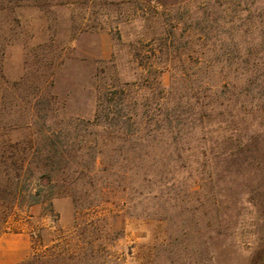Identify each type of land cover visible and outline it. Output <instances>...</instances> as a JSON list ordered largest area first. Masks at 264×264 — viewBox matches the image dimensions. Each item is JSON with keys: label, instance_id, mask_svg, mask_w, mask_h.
I'll return each instance as SVG.
<instances>
[{"label": "rangeland", "instance_id": "374dc122", "mask_svg": "<svg viewBox=\"0 0 264 264\" xmlns=\"http://www.w3.org/2000/svg\"><path fill=\"white\" fill-rule=\"evenodd\" d=\"M1 6L0 145L36 147L52 180L0 210L22 263L264 264V0ZM158 112L172 138H146Z\"/></svg>", "mask_w": 264, "mask_h": 264}, {"label": "trees", "instance_id": "16d2710c", "mask_svg": "<svg viewBox=\"0 0 264 264\" xmlns=\"http://www.w3.org/2000/svg\"><path fill=\"white\" fill-rule=\"evenodd\" d=\"M143 1L146 4L145 10H153L154 13H158L159 8L164 7H174L177 5H180L188 0H138ZM153 5V6H152ZM4 6V5H3ZM1 6L0 12L5 10V7ZM151 6L153 9H151ZM6 43L8 44L9 41L6 38ZM149 47V45H148ZM140 67L143 68V65L140 63ZM153 69V65L149 68L151 71ZM7 89L15 88V86H10L8 82L5 83ZM199 105V102L197 103ZM117 113V112H116ZM137 114V113H135ZM148 125L152 126V129L149 130V133H147L146 138L147 139H155V138H172L174 134L173 130H175L176 127H173V124L175 126V121L171 117V114H164L162 112L153 113L152 115H148ZM192 120L196 118L195 116H191ZM204 117V116H203ZM201 116V118H203ZM191 121V118L189 119ZM201 130L204 131L203 124L201 122V119L199 120ZM192 122V121H191ZM201 131V132H202ZM153 137V138H152ZM205 135L202 132V137L195 138L194 141L199 142L202 140L203 142H206V139L204 138ZM176 140V138L174 139ZM199 146H196V152L200 155L205 156L206 154H210V152H213L211 150H208V145L205 143H201ZM204 146V147H202ZM203 150H201V149ZM214 148V147H212ZM215 152H218L216 149H214ZM40 154V151L33 147L32 145H26L21 142H14L10 139L5 141L2 145H0V210H2V216L3 223L6 224L7 220L9 218V212L8 211H14L16 208L21 207L23 205L27 206H33L34 204H37L39 198L41 197V191L39 189L34 188L33 190H30L35 183V186L39 187L44 185L46 180L45 186H50L52 184L51 176L48 174H41L39 177L35 178L33 169L37 170L39 173L40 170H44L45 166L40 167H34L35 161L34 158ZM41 168V169H40ZM33 184H31V183ZM29 183V185H27ZM27 218L31 219L32 216L27 214ZM1 222V221H0ZM7 233L5 230V227L0 224V237ZM35 234H31L32 239H35ZM40 238V237H39ZM59 248H52L54 251H46L39 253L38 249L34 247V255L31 260H28L22 264H36L39 261H44L45 264H51L53 261L58 260L59 257H61L60 253H56V249Z\"/></svg>", "mask_w": 264, "mask_h": 264}, {"label": "crops", "instance_id": "0c3cea01", "mask_svg": "<svg viewBox=\"0 0 264 264\" xmlns=\"http://www.w3.org/2000/svg\"><path fill=\"white\" fill-rule=\"evenodd\" d=\"M29 254L30 241L25 235L6 236L0 239V264H20L29 257Z\"/></svg>", "mask_w": 264, "mask_h": 264}]
</instances>
